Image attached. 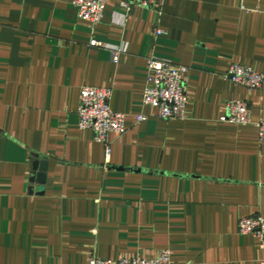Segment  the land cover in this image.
<instances>
[{"label":"crops","instance_id":"0c3cea01","mask_svg":"<svg viewBox=\"0 0 264 264\" xmlns=\"http://www.w3.org/2000/svg\"><path fill=\"white\" fill-rule=\"evenodd\" d=\"M151 58L188 68L185 119L144 104ZM234 63L264 73V0H163L160 12L112 0L96 26L73 0H0V264L164 250L172 264L263 262L264 244L238 225L264 217V87L233 83ZM84 87L112 89L126 116L109 158L79 127ZM231 100L249 103L250 124L221 120Z\"/></svg>","mask_w":264,"mask_h":264},{"label":"built area","instance_id":"2783aa9c","mask_svg":"<svg viewBox=\"0 0 264 264\" xmlns=\"http://www.w3.org/2000/svg\"><path fill=\"white\" fill-rule=\"evenodd\" d=\"M112 0H73L79 19L96 26L101 23L106 5ZM131 12L136 7L161 11L163 0H115ZM156 35L163 34L160 29ZM90 45L100 49H110L105 43L92 40ZM116 58L125 49H110ZM188 68L169 61L151 58L148 60L147 86L144 92V104L158 109V117L164 120L185 119L187 117V92L184 75ZM230 80L236 85L250 90L264 87V73L257 72L240 63H234L228 73ZM112 89L84 87L81 90L78 107L79 127L83 131H91L95 140L104 145L106 156L111 155V134L119 136L127 132L126 116L116 113L111 107ZM143 117H139L140 122ZM236 125L251 123V108L247 101L231 100L227 103V114L221 119ZM259 138L264 145V121L257 123ZM241 235H251L264 244V217L254 215L241 219L238 225ZM88 264H172L171 252L164 250L156 259H146L139 256L119 260H104L92 256ZM260 264H264V261Z\"/></svg>","mask_w":264,"mask_h":264},{"label":"water","instance_id":"95a60500","mask_svg":"<svg viewBox=\"0 0 264 264\" xmlns=\"http://www.w3.org/2000/svg\"><path fill=\"white\" fill-rule=\"evenodd\" d=\"M47 165H48L47 160L38 159L34 163L33 168L36 174L32 176L33 182H36L37 184H41V185L45 184Z\"/></svg>","mask_w":264,"mask_h":264}]
</instances>
